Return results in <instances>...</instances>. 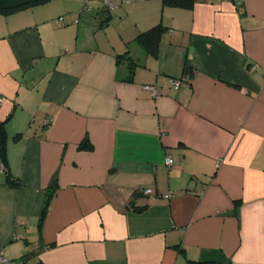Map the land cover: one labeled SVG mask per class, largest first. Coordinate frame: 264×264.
<instances>
[{
	"label": "crops",
	"instance_id": "crops-1",
	"mask_svg": "<svg viewBox=\"0 0 264 264\" xmlns=\"http://www.w3.org/2000/svg\"><path fill=\"white\" fill-rule=\"evenodd\" d=\"M85 1L0 15V252L264 264V0H113V13L89 2L79 17ZM159 24L153 58L136 38Z\"/></svg>",
	"mask_w": 264,
	"mask_h": 264
},
{
	"label": "trees",
	"instance_id": "trees-1",
	"mask_svg": "<svg viewBox=\"0 0 264 264\" xmlns=\"http://www.w3.org/2000/svg\"><path fill=\"white\" fill-rule=\"evenodd\" d=\"M51 1L52 0H0V15L1 16H11L19 12L28 10V9H32L38 6L45 5ZM196 2L197 0H162V5L165 8L169 7V8L183 9V10H193ZM88 5L89 4L87 2L83 10L79 13V15L88 12L89 10L87 8ZM105 11H108L109 13H113L112 11H109L106 8V6H105ZM167 32H168V29L164 27L162 24H159L151 28L150 30L139 34L138 37L136 38V43L141 47V49H143V51L145 52L147 56L158 58L160 54V45H161L162 39ZM127 54L128 52L124 54L123 56H125V58L129 62L130 72L134 73V70L138 66V64L134 62V60H132ZM169 80H178V81L183 82V78H169ZM19 138H21L20 134L14 137L15 140H18ZM6 146H7V134H6V129H5V122H0V162L3 163V167H6V163H7ZM81 148L85 150H89L91 146L90 144L84 142L81 145ZM8 182L12 186L20 185V183L18 181L15 182L11 176H8ZM49 201H50V198H49ZM48 204L49 203H47L46 205ZM46 209L47 208H45V211L43 212V217L46 213ZM23 261L27 264V260H23ZM197 264H215V262L204 261V262H197Z\"/></svg>",
	"mask_w": 264,
	"mask_h": 264
},
{
	"label": "built area",
	"instance_id": "built-area-1",
	"mask_svg": "<svg viewBox=\"0 0 264 264\" xmlns=\"http://www.w3.org/2000/svg\"><path fill=\"white\" fill-rule=\"evenodd\" d=\"M125 3H129L130 0H124ZM105 6L106 8L109 10V11H113L117 4L115 1H109V0H106L105 1ZM63 21V18H59L58 19V22H62ZM76 23H78V20H76ZM170 82V85L175 88V89H179L180 86H181V81H178V80H169ZM145 89H148L151 91V94L153 96H155L157 94V89L156 88H152V87H145ZM2 104V101L0 100V105ZM166 163L168 166H171L173 163H174V159L172 158V156H168L166 158ZM2 169L3 168V165L1 166ZM144 194L146 196H153L154 194V190L153 189H145L144 190ZM166 197L168 199H172L174 197H176V193L175 192H170L168 195H166ZM0 264H26L24 261H16V260H11L7 257L4 256L3 253L0 252Z\"/></svg>",
	"mask_w": 264,
	"mask_h": 264
},
{
	"label": "rangeland",
	"instance_id": "rangeland-1",
	"mask_svg": "<svg viewBox=\"0 0 264 264\" xmlns=\"http://www.w3.org/2000/svg\"><path fill=\"white\" fill-rule=\"evenodd\" d=\"M105 1L106 0H86L85 1V5H86V3L88 2H92V7H94V5H95V7H99L100 8V11L102 10V8L104 7V4H105ZM109 1H113V0H109ZM93 2H96L95 4H93ZM116 2V1H115ZM132 2H133V0H132ZM103 5V6H102ZM88 9H90L88 12H86V13H83V14H81V15H79V17H86V16H89L91 13H92V11H94L95 9H91V7L89 8V6H88ZM97 14H95V16H96ZM75 17H78V15H75ZM89 19H90V17H89ZM94 19L95 18H93V20L91 21V23L93 24V22H94ZM91 20V19H90Z\"/></svg>",
	"mask_w": 264,
	"mask_h": 264
}]
</instances>
